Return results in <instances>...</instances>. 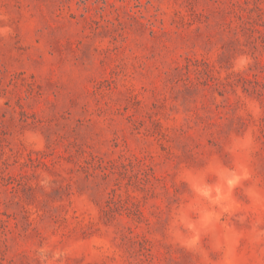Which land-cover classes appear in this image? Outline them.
Wrapping results in <instances>:
<instances>
[{
	"label": "rangeland",
	"instance_id": "obj_1",
	"mask_svg": "<svg viewBox=\"0 0 264 264\" xmlns=\"http://www.w3.org/2000/svg\"><path fill=\"white\" fill-rule=\"evenodd\" d=\"M0 264H264V0H0Z\"/></svg>",
	"mask_w": 264,
	"mask_h": 264
}]
</instances>
